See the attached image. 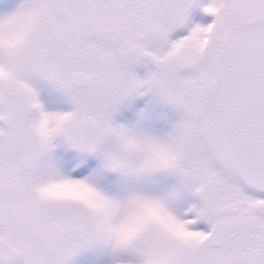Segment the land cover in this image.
Instances as JSON below:
<instances>
[{
    "label": "snow or ice",
    "instance_id": "6c2138e0",
    "mask_svg": "<svg viewBox=\"0 0 264 264\" xmlns=\"http://www.w3.org/2000/svg\"><path fill=\"white\" fill-rule=\"evenodd\" d=\"M0 264H264V0H0Z\"/></svg>",
    "mask_w": 264,
    "mask_h": 264
}]
</instances>
